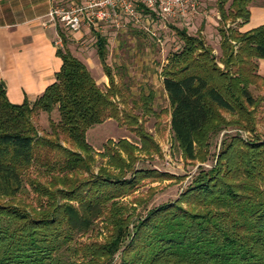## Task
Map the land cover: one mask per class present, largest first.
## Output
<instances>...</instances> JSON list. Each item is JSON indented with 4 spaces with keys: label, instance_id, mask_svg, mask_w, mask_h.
Returning <instances> with one entry per match:
<instances>
[{
    "label": "trees",
    "instance_id": "trees-1",
    "mask_svg": "<svg viewBox=\"0 0 264 264\" xmlns=\"http://www.w3.org/2000/svg\"><path fill=\"white\" fill-rule=\"evenodd\" d=\"M253 1L217 0L216 6L222 18H242L244 24ZM172 29L182 47L171 53L161 72L170 128L184 156L194 159L202 147L206 153L210 138L226 126L251 136L237 130L226 134L214 164L178 198L134 220L117 199L137 184L138 174L147 176L143 169L131 176L102 170L71 187L50 189L33 174L55 184L66 180L68 172L87 169L88 156L80 153L91 151L87 130L107 118L119 121L106 39H96L109 83L105 91L80 59L57 47L60 69L34 101L12 103L0 84V195L13 196L27 184L37 196L32 211L0 201V264H264V139L254 133V110L264 97L250 89L264 82L256 62L264 58V24L246 31L219 29L223 68L201 39L185 28ZM58 34L64 44L65 35ZM54 110L57 119L49 120V135L61 136L78 151L38 134L32 114ZM223 111L233 117L227 121ZM111 142L103 154L123 172L129 165L118 149L129 157L132 146L124 138L114 144L117 149ZM97 219L107 228L103 240L76 243L75 235L91 229Z\"/></svg>",
    "mask_w": 264,
    "mask_h": 264
},
{
    "label": "rangeland",
    "instance_id": "rangeland-1",
    "mask_svg": "<svg viewBox=\"0 0 264 264\" xmlns=\"http://www.w3.org/2000/svg\"><path fill=\"white\" fill-rule=\"evenodd\" d=\"M216 1L205 0L200 8L201 15L195 22L193 20L189 23L156 21L152 30L154 35L125 20L120 25L105 23L106 26L101 30L105 29L106 35L111 37L106 47V62L111 67L118 88L112 99L117 104L119 121L107 118L104 122L87 130L86 140L91 151L88 153L80 151L83 156H88L87 169L68 172L66 180L56 179L55 184H49L48 177L41 173H34L33 176L40 183L49 185L50 189H60L76 185L102 170H108L113 175L131 176L133 170L143 169L147 172V176L138 174L137 184L117 199L119 203L126 206L125 215H130L134 220L136 217L144 216L149 209L178 198L202 170L211 167L215 162L220 141L226 134L234 133L237 129L234 126L224 127L218 135L210 138L206 153L205 148L202 147L196 150L197 154L194 159L186 158L170 128V105L163 87L161 71L171 53L182 47V41L175 34L173 26L185 28L189 34L201 39L205 46L212 49L218 66L223 68L220 62L219 29L239 30L243 23L242 18L238 17L222 18ZM260 2L261 0H254L252 3L259 4ZM56 26L57 31L65 35L64 28ZM60 43L58 42V47H61ZM86 46L88 57H95L91 50L95 47L94 42L92 44L87 42ZM96 66V70H92V77L105 91L108 86L101 84V77L105 75L97 61ZM250 89L254 96L264 97V82L251 85ZM148 97H150V102L145 103L144 100ZM222 116L227 121L233 117L229 112L224 111ZM50 119H57L55 110L49 114L42 111L32 114L31 121L39 135L51 134ZM254 120V133L260 139H264V100H259V105L254 110ZM237 131L243 137L251 136L249 132ZM121 138L126 139L132 146L129 157L118 149L119 154L129 165L122 170L123 172L110 165L108 157L103 154V146L108 139L113 142L109 143L110 147L117 149L114 144ZM52 139L59 141L67 148L78 151L75 146L65 142L61 136L57 139L52 137ZM127 169L131 170L127 172ZM57 176L58 174H55V177ZM0 201L14 203L30 211L37 207V196L27 184L24 185L23 190L13 196L0 195ZM106 229L104 221L97 219L91 229L76 234L74 240L76 243L101 242L106 235ZM118 256L117 253L114 261L118 260Z\"/></svg>",
    "mask_w": 264,
    "mask_h": 264
},
{
    "label": "crops",
    "instance_id": "crops-1",
    "mask_svg": "<svg viewBox=\"0 0 264 264\" xmlns=\"http://www.w3.org/2000/svg\"><path fill=\"white\" fill-rule=\"evenodd\" d=\"M59 2L68 0H0V81H3L6 97L12 103H21L24 99L34 101L55 80L62 63L56 52L59 39L60 46L80 59L91 75L92 70L97 68L96 61L102 68L96 39L99 35L103 36L107 47L111 37L106 35L105 29L101 30L106 25L102 23L95 28L84 26L75 31L62 28L66 32L63 44L57 26L48 16L50 9ZM249 10V20L240 25V31L264 24V0L259 4L251 3ZM200 15L191 21L195 22ZM87 42H94L95 47L91 49L95 54L93 58L88 57ZM256 62L257 72L264 76V58ZM101 84L108 86L106 75L101 77Z\"/></svg>",
    "mask_w": 264,
    "mask_h": 264
},
{
    "label": "built area",
    "instance_id": "built-area-1",
    "mask_svg": "<svg viewBox=\"0 0 264 264\" xmlns=\"http://www.w3.org/2000/svg\"><path fill=\"white\" fill-rule=\"evenodd\" d=\"M205 0H68L55 4L48 16L68 31L98 27L102 23L134 26L154 35L156 21L189 23L200 13ZM60 42V39L59 41ZM58 42L56 44H58Z\"/></svg>",
    "mask_w": 264,
    "mask_h": 264
},
{
    "label": "water",
    "instance_id": "water-1",
    "mask_svg": "<svg viewBox=\"0 0 264 264\" xmlns=\"http://www.w3.org/2000/svg\"><path fill=\"white\" fill-rule=\"evenodd\" d=\"M0 84H1L2 86H4V83H3V81H0Z\"/></svg>",
    "mask_w": 264,
    "mask_h": 264
}]
</instances>
